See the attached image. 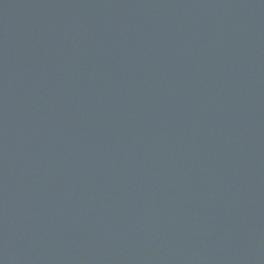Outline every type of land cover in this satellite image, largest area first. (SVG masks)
<instances>
[{
    "label": "water",
    "instance_id": "water-1",
    "mask_svg": "<svg viewBox=\"0 0 264 264\" xmlns=\"http://www.w3.org/2000/svg\"><path fill=\"white\" fill-rule=\"evenodd\" d=\"M0 264H264V0H0Z\"/></svg>",
    "mask_w": 264,
    "mask_h": 264
}]
</instances>
